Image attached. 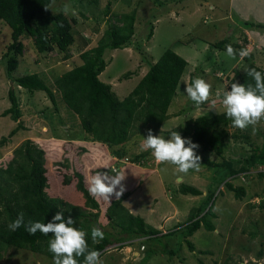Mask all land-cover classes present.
Returning a JSON list of instances; mask_svg holds the SVG:
<instances>
[{
  "label": "rangeland",
  "instance_id": "obj_1",
  "mask_svg": "<svg viewBox=\"0 0 264 264\" xmlns=\"http://www.w3.org/2000/svg\"><path fill=\"white\" fill-rule=\"evenodd\" d=\"M108 2L111 11L126 13L134 10L136 13L132 44L123 49L105 50L104 58L108 64L99 75L102 81L111 84L119 98L126 96L146 73V60H156L164 49L171 48L188 61L169 107V113L179 115L165 120L161 126L163 130L183 123L184 119L225 111L223 93L230 91L231 85L226 83L224 77H218L217 73L222 71L232 76L233 69L244 70L246 61L238 54L234 58L229 57L226 50L213 46L214 42L226 39L236 43L246 35L250 41L248 50L253 54L252 60L264 68V28L253 26L264 23V0H100L96 5L86 1L55 0L50 10L52 13L63 12L65 4L75 9L77 15H67L77 21L74 24L77 34L88 38V48L97 43L107 26L103 10ZM246 21L251 24L247 25ZM150 25L153 35L148 39ZM21 40L23 54L18 56L19 64L11 76L38 73L55 92L56 105L42 90H35L32 94L13 84L3 56L10 42V27L0 20V140L7 137L0 144V166L9 162L17 146L30 139L44 151L48 195L58 196L83 208L91 215L92 222L96 220L91 229L100 228L104 237L111 239V232L116 234L119 227L108 223L106 207L109 201L95 198L98 208L86 207L83 194L76 188L74 172L82 174L88 187V180L96 174L94 169L109 167L111 158H115L113 149L86 139L77 115L61 100L53 84L56 74L81 62L79 54L83 48L77 44L76 38L69 57L64 58L56 50L39 53L31 39ZM192 71L195 79L201 78L211 85L209 100L200 106L189 102L185 91ZM126 72L130 73L128 78L123 76ZM9 88L18 96L22 111L18 121L24 126L12 136L8 135L9 131L18 121L12 120L9 115H2V111L10 105ZM188 102L192 104L191 109L184 111ZM146 129L133 135L126 143L127 158L117 159L118 166L112 164V171L118 167L119 172L125 173L122 184L130 195L122 202L124 206L132 214L142 216L145 222L168 232L178 223L187 222L191 208L202 209L208 186L213 188L218 181L213 207L216 217L212 218L215 230L198 229L190 237L195 248L193 251L188 249L179 232L145 237L141 241L128 242L126 240L129 238H125V242L121 239L116 243L110 242L99 252L102 264H264V208L258 206V201L264 197V177L257 174L246 177L244 173H238L236 179L228 177L227 180H232L235 186H245V196L236 199L233 192L227 191L220 181L225 176L224 170L216 173L213 167L202 164L199 171L189 170L183 174L177 171L175 165L158 163L151 150L145 160L133 161V156L145 151L142 141L147 137ZM234 129L227 127L229 133ZM247 129L241 131L250 134L249 142H235L229 138L225 158L237 159L242 151L249 154L256 146L264 148V119ZM152 133L166 138L162 132ZM194 151L198 156L216 162H221L223 158L213 150L197 148ZM65 175L69 178L68 183L64 181ZM181 183L199 188L202 194L192 196L179 193ZM167 187L170 189L167 190ZM113 198L115 196L111 200ZM87 236L92 245L90 233ZM0 264H53V258L28 249L7 247L0 251Z\"/></svg>",
  "mask_w": 264,
  "mask_h": 264
},
{
  "label": "trees",
  "instance_id": "obj_2",
  "mask_svg": "<svg viewBox=\"0 0 264 264\" xmlns=\"http://www.w3.org/2000/svg\"><path fill=\"white\" fill-rule=\"evenodd\" d=\"M54 1L0 0V20H3L10 27V42L3 53L10 76L19 64L18 56L23 54L21 38L31 39L39 53L56 50L63 54L64 58L69 57L71 46L77 38V44L83 48L79 54L81 62L60 74H56L53 78V84L55 90L59 92L61 100L77 115L82 129L85 131L86 139L112 148L115 158L124 159L127 158L128 154L125 147L126 143L133 135L141 133L145 127L147 131L162 132L166 138L170 137L172 131H177L182 138L190 139L193 143L198 144V148L213 150L223 157L221 162L201 157V164L213 167L216 173H221L224 170L225 176L220 181L223 182L227 191L233 192L236 199H242L245 196V186H235L232 180H227L228 177L236 179L235 176L238 173H244L246 177H252L255 174L258 177H264L263 147L256 146L252 148L250 153L248 152L249 154L242 151L241 156L237 159L224 157L225 150L229 147V138L235 142L237 140L249 142L250 140L248 132L241 131L236 127L232 133L228 132L227 127H233V125L232 121L227 118L225 111L184 119L183 123L173 128L161 129L165 120L176 114L179 115V113H169V107L188 65L187 59L173 49H164L154 61L146 60L148 65L146 73L123 98L117 96L110 83L99 78L108 64L104 58L105 50L123 49L132 44L136 22L134 10L126 13L111 11L110 2H108L103 10L107 26L97 43L86 48L88 38L77 34L74 28V24L77 22L75 18L68 17L62 11L51 12V4ZM85 1L96 5L100 0H75L77 3ZM45 7L48 9L46 10ZM250 24L247 23V25ZM253 26L264 28V23H256ZM152 35L153 28L150 25L148 39ZM247 43V36L244 35L241 41L236 43L221 39L214 42L213 46L226 50L225 46L231 44L234 49L240 50L246 49ZM247 51L249 55L243 58L246 61L244 70L233 69V75L227 77L226 83L229 82V85L238 83L246 87L249 84L254 86V80L247 75L250 68H255L264 74V68L253 61V54L249 50ZM194 71L189 74L188 85L195 80ZM123 76L128 78L130 73L126 72ZM10 78L15 86H19L32 94L35 90L44 91L51 103L56 105L55 92L38 73H25ZM8 99L10 105L2 111V115H9L12 120L17 122L22 116V111L18 96L11 88L8 90ZM189 102L193 104L190 99ZM189 102L184 107V111L191 109L192 104ZM23 128L21 121H18L8 135L12 136ZM6 140L7 137H2L0 144ZM240 147L242 148V146ZM13 152L14 156L9 162L0 166V251L7 247H15L28 249L53 258V254L49 252V241L54 234L49 233L48 236H45L37 232L35 235H30L24 226L15 231L9 230V223L15 220L20 213H23L24 225H27L29 221L51 222L53 216L62 210L65 220L68 217L73 219L74 224L71 226L91 235V226L96 223V220L92 222L89 213L78 205L58 196H50L46 192L48 177L44 151L37 148L30 139H26ZM149 152L150 150L138 153L132 159L136 162L145 160V156ZM117 159L112 157L109 167L94 169L95 172H107L109 175L116 173L118 170L114 172L111 168L112 164L117 165ZM74 175L77 178L76 188L83 194L85 206L97 209L98 202L89 194L82 174L75 171ZM64 181L68 183L69 178L66 176ZM218 185L219 182L217 181L215 187L208 186L202 209L201 207L191 208L187 222L178 223L168 232H163L161 228L145 222L142 216L129 212L122 203L130 195V191H125L120 200L113 198L106 207L108 223L114 224V227H119V230L116 234L111 232V239L107 236L99 243L93 242L92 245L86 235L89 250L100 252L110 242L111 244L116 243L120 239L124 241L125 238H138L141 241L145 237L174 235L176 232L182 234L183 241L190 251L195 250L190 237L200 228L209 231L215 230L212 218L216 217L213 210L214 190L218 188ZM178 192L192 196L202 194L199 188L186 183L180 184ZM258 202V206L264 208V197ZM123 234L127 237H123ZM169 251L170 254H173L172 250ZM77 260L79 264H83V257H77Z\"/></svg>",
  "mask_w": 264,
  "mask_h": 264
},
{
  "label": "clouds",
  "instance_id": "obj_3",
  "mask_svg": "<svg viewBox=\"0 0 264 264\" xmlns=\"http://www.w3.org/2000/svg\"><path fill=\"white\" fill-rule=\"evenodd\" d=\"M45 9L48 8L45 7ZM63 13L65 15H77L76 10L68 4L63 6ZM247 41L246 49L248 50L250 44L248 38ZM225 47L229 57L234 58L237 53L241 58L249 55L246 49L237 50L231 44ZM217 74L221 79L225 76L224 79L227 81L229 74L222 71ZM247 75L254 80V86L249 84L246 87L245 85L232 83L231 90L225 91L222 99L227 118L232 121L233 127L240 130H245L249 126L255 127L264 119V74L255 68H250ZM185 91L188 98L196 106H200L209 100L211 85L201 78H196L191 84L187 85ZM214 103L215 101H213ZM198 147L199 145L193 143L190 139L182 138L177 131H172L170 137L165 139L160 135H153L152 131L148 130L147 137L143 138L142 141V148L145 151L151 150V155L158 163L175 165L177 171L183 174H187L189 170H200L201 157L194 151ZM117 170L118 167L114 168V172ZM124 179V172L117 171L115 175L97 172L88 180V192L92 197L102 198L105 201H110L113 196L116 200H120L126 190L122 184ZM117 188H119L118 191ZM73 224L74 221L71 217L65 220L64 213L61 210L53 216L51 222L29 221L27 225H24L23 213H20L15 220L9 223L8 228L10 231H15L24 226L30 235H35L37 232L45 236H48L49 233L54 234L49 241V252L53 254V264H79L77 257H83V264H102L100 253L96 250H89L86 240L87 233L71 226ZM91 238L94 243H99L104 239V232L100 228L93 227ZM134 240L138 241L139 239H128L126 241L133 242Z\"/></svg>",
  "mask_w": 264,
  "mask_h": 264
},
{
  "label": "crops",
  "instance_id": "obj_4",
  "mask_svg": "<svg viewBox=\"0 0 264 264\" xmlns=\"http://www.w3.org/2000/svg\"><path fill=\"white\" fill-rule=\"evenodd\" d=\"M170 189L169 187H167V190ZM159 228V227H158Z\"/></svg>",
  "mask_w": 264,
  "mask_h": 264
},
{
  "label": "built area",
  "instance_id": "obj_5",
  "mask_svg": "<svg viewBox=\"0 0 264 264\" xmlns=\"http://www.w3.org/2000/svg\"><path fill=\"white\" fill-rule=\"evenodd\" d=\"M225 77V76H224Z\"/></svg>",
  "mask_w": 264,
  "mask_h": 264
}]
</instances>
